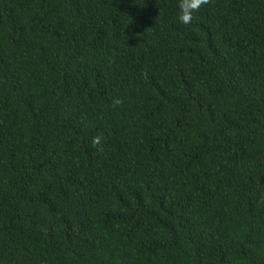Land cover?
<instances>
[{"label":"trees","instance_id":"trees-1","mask_svg":"<svg viewBox=\"0 0 264 264\" xmlns=\"http://www.w3.org/2000/svg\"><path fill=\"white\" fill-rule=\"evenodd\" d=\"M0 264H264V0H0Z\"/></svg>","mask_w":264,"mask_h":264},{"label":"clouds","instance_id":"clouds-1","mask_svg":"<svg viewBox=\"0 0 264 264\" xmlns=\"http://www.w3.org/2000/svg\"><path fill=\"white\" fill-rule=\"evenodd\" d=\"M207 3V0H177V20L182 24H189L193 20V14L201 7V5ZM114 104H120L119 97L113 99ZM102 136L96 135L91 139L93 145H101Z\"/></svg>","mask_w":264,"mask_h":264}]
</instances>
